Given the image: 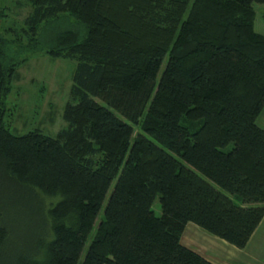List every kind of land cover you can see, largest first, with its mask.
<instances>
[{
    "label": "trees",
    "instance_id": "1",
    "mask_svg": "<svg viewBox=\"0 0 264 264\" xmlns=\"http://www.w3.org/2000/svg\"><path fill=\"white\" fill-rule=\"evenodd\" d=\"M5 1L0 264H214L180 243L185 221L244 246L264 214V33L251 7L264 0H12L27 6L19 23ZM36 50L74 59L65 124L14 134L4 99ZM7 211L34 213L29 243L12 240Z\"/></svg>",
    "mask_w": 264,
    "mask_h": 264
},
{
    "label": "rangeland",
    "instance_id": "2",
    "mask_svg": "<svg viewBox=\"0 0 264 264\" xmlns=\"http://www.w3.org/2000/svg\"><path fill=\"white\" fill-rule=\"evenodd\" d=\"M5 2H8L7 5L9 6L7 12L9 19L19 23L27 6L17 7L13 5L12 0H6ZM2 3L0 2V5ZM251 7L254 10L253 30L264 33V18L261 17L264 2L252 1ZM0 24H2V21H0ZM74 63V59L62 56L52 57L40 50L33 51L26 57L24 62L16 69L10 91L4 99L6 104L5 118L12 133L16 134L26 132L27 129H36L51 134L58 128L63 127L65 122L61 118L62 105L68 96L70 73ZM136 129L137 127L134 126L133 134ZM112 183L103 201H105ZM5 185L3 177H0V207H9L10 209V205L7 204L8 195H5L3 190ZM152 201L153 213L159 214L157 196ZM10 212H5L3 218L10 225L12 240L17 244L29 243L28 241L32 239V236L39 232V227L33 221L34 213L31 214V222L27 219L25 223H18L7 218L12 216ZM100 213L101 211L97 214L93 225L98 222Z\"/></svg>",
    "mask_w": 264,
    "mask_h": 264
},
{
    "label": "crops",
    "instance_id": "3",
    "mask_svg": "<svg viewBox=\"0 0 264 264\" xmlns=\"http://www.w3.org/2000/svg\"><path fill=\"white\" fill-rule=\"evenodd\" d=\"M255 123L264 129V102ZM251 232L244 246L237 247L198 224L185 221L179 241L214 264H264V214Z\"/></svg>",
    "mask_w": 264,
    "mask_h": 264
}]
</instances>
